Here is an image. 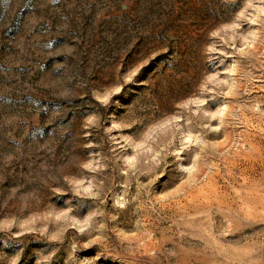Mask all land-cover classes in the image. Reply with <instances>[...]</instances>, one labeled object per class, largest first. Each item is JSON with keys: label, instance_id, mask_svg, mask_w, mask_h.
Listing matches in <instances>:
<instances>
[{"label": "rangeland", "instance_id": "374dc122", "mask_svg": "<svg viewBox=\"0 0 264 264\" xmlns=\"http://www.w3.org/2000/svg\"><path fill=\"white\" fill-rule=\"evenodd\" d=\"M0 264H264V0H0Z\"/></svg>", "mask_w": 264, "mask_h": 264}]
</instances>
